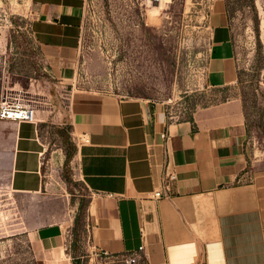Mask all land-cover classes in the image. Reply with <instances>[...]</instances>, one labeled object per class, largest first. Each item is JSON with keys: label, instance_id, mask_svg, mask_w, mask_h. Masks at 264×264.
I'll use <instances>...</instances> for the list:
<instances>
[{"label": "crops", "instance_id": "0c3cea01", "mask_svg": "<svg viewBox=\"0 0 264 264\" xmlns=\"http://www.w3.org/2000/svg\"><path fill=\"white\" fill-rule=\"evenodd\" d=\"M32 4L31 31L63 89L76 175L89 192L84 249L135 255L133 264H264V169L248 166L241 101L216 99L178 119L140 97L66 89L78 63L82 0ZM211 18L204 83L222 90L237 80L236 49L220 3ZM44 115L36 111L33 123L0 119L1 190L48 201ZM164 172L177 179L169 195L154 198L157 188L165 192ZM36 213L28 235L37 264H73L75 218L48 220V207Z\"/></svg>", "mask_w": 264, "mask_h": 264}, {"label": "rangeland", "instance_id": "374dc122", "mask_svg": "<svg viewBox=\"0 0 264 264\" xmlns=\"http://www.w3.org/2000/svg\"><path fill=\"white\" fill-rule=\"evenodd\" d=\"M217 3L237 58V80L222 90L204 83ZM32 9V0H0V91L21 92L37 113L48 112L41 137L52 189L48 201L0 189V264H37L28 232L40 221L41 207L53 209L48 220L63 213L75 218L73 264H127L83 247L89 192L76 175V146L59 99L63 89L31 31ZM80 30L75 79L66 89L140 97L178 119L216 99L236 97L245 115L248 166L264 169V0H82Z\"/></svg>", "mask_w": 264, "mask_h": 264}, {"label": "built area", "instance_id": "2783aa9c", "mask_svg": "<svg viewBox=\"0 0 264 264\" xmlns=\"http://www.w3.org/2000/svg\"><path fill=\"white\" fill-rule=\"evenodd\" d=\"M0 119L12 120L17 122H30L33 123L36 120V108L34 103L26 99L21 92L18 91H0ZM177 179V176L173 172H164L161 176V186L164 187L165 192H162L160 188L152 191L151 196L154 198H161L164 195L170 194V182ZM141 246L139 249H142ZM127 264H133L136 262L135 255H129L125 258Z\"/></svg>", "mask_w": 264, "mask_h": 264}]
</instances>
